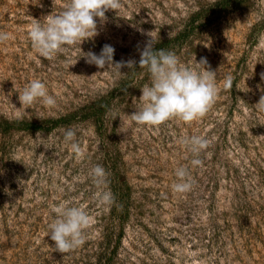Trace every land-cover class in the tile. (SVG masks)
I'll list each match as a JSON object with an SVG mask.
<instances>
[{
  "label": "rangeland",
  "instance_id": "374dc122",
  "mask_svg": "<svg viewBox=\"0 0 264 264\" xmlns=\"http://www.w3.org/2000/svg\"><path fill=\"white\" fill-rule=\"evenodd\" d=\"M66 2L0 0V32L10 37L0 41V264H264V0H121L80 46L99 54L112 45L114 61L133 62L120 76L87 63L78 46L53 59L35 52L32 19L43 23ZM148 33L183 63L195 55L216 70L220 90L202 118L131 121L150 83L139 66ZM32 79L57 104L21 108L20 117L12 104L20 107ZM68 128L84 159L65 143ZM192 136L208 147L193 154L183 143ZM97 164L108 173L110 210L97 201ZM179 167L188 191L174 187ZM64 201L95 220L67 253L47 235L53 206Z\"/></svg>",
  "mask_w": 264,
  "mask_h": 264
},
{
  "label": "clouds",
  "instance_id": "9594fccd",
  "mask_svg": "<svg viewBox=\"0 0 264 264\" xmlns=\"http://www.w3.org/2000/svg\"><path fill=\"white\" fill-rule=\"evenodd\" d=\"M121 7V0H67L62 10L46 15L45 22L33 18L28 36L35 52L41 57L53 59L69 47L78 46L83 53L80 57H84L87 63L94 64L98 69L111 70L120 76L123 73L121 68L125 64L133 68V62L114 61L115 48L112 45H103L99 54L83 52L80 46L99 34L98 20L100 23L105 22L108 10L117 11ZM149 36L140 54L139 66L147 69L150 83L141 88L139 107L129 115L131 121L153 127L174 118L186 123L202 118L215 103L220 90L216 70H211L206 58L197 61L195 55L191 64L183 63L173 51L156 48V39ZM9 38L8 33L0 32V41ZM232 81L233 77L227 76L223 86L230 88ZM18 100L20 107L12 106L20 117L36 103L49 109L57 104L56 97L49 93L46 84L40 79L28 82L20 91ZM21 108L23 112L19 111ZM76 136L74 129L64 130L65 143L78 159H84L86 150L76 140ZM183 143L193 154H199L208 147L209 142L202 136H192L186 137ZM201 163L198 158L192 160L193 165ZM175 175L180 180L175 184V189L180 192L190 190L192 185L187 169L179 167ZM90 176L99 189V205L110 210L115 198L107 188V171L97 164L90 170ZM53 212L55 217L49 224L47 235L54 242L55 249L67 253L82 246L86 242L88 229L95 223L94 217L85 207L74 206L69 201L53 206Z\"/></svg>",
  "mask_w": 264,
  "mask_h": 264
},
{
  "label": "trees",
  "instance_id": "16d2710c",
  "mask_svg": "<svg viewBox=\"0 0 264 264\" xmlns=\"http://www.w3.org/2000/svg\"><path fill=\"white\" fill-rule=\"evenodd\" d=\"M99 261V260H98Z\"/></svg>",
  "mask_w": 264,
  "mask_h": 264
}]
</instances>
